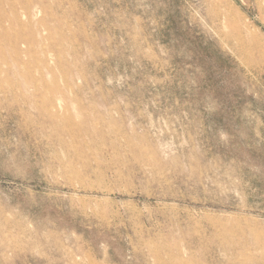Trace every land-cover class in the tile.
Segmentation results:
<instances>
[{"label": "rangeland", "instance_id": "rangeland-1", "mask_svg": "<svg viewBox=\"0 0 264 264\" xmlns=\"http://www.w3.org/2000/svg\"><path fill=\"white\" fill-rule=\"evenodd\" d=\"M0 264H264V0H0Z\"/></svg>", "mask_w": 264, "mask_h": 264}, {"label": "bare ground", "instance_id": "bare-ground-1", "mask_svg": "<svg viewBox=\"0 0 264 264\" xmlns=\"http://www.w3.org/2000/svg\"><path fill=\"white\" fill-rule=\"evenodd\" d=\"M236 19V18H235Z\"/></svg>", "mask_w": 264, "mask_h": 264}]
</instances>
